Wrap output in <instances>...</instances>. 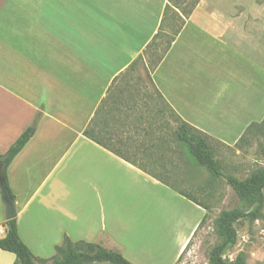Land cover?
Instances as JSON below:
<instances>
[{
  "label": "crops",
  "instance_id": "0c3cea01",
  "mask_svg": "<svg viewBox=\"0 0 264 264\" xmlns=\"http://www.w3.org/2000/svg\"><path fill=\"white\" fill-rule=\"evenodd\" d=\"M168 4L0 0V155L36 124L7 178L19 236L38 259L52 258L67 237L130 260L127 237L143 238L151 225L130 228L126 213L149 209L153 192L176 210L204 213L148 172L166 164L168 132L150 129L166 125V113L227 146L264 120L262 23L232 19L238 4L199 3L148 74L145 52ZM140 59L141 74L130 70ZM188 217H178L176 258L202 221ZM5 223L0 198V239ZM15 262L0 249V264Z\"/></svg>",
  "mask_w": 264,
  "mask_h": 264
},
{
  "label": "rangeland",
  "instance_id": "374dc122",
  "mask_svg": "<svg viewBox=\"0 0 264 264\" xmlns=\"http://www.w3.org/2000/svg\"><path fill=\"white\" fill-rule=\"evenodd\" d=\"M178 1L182 2L181 11H177L178 13H182L180 14L181 17L176 19L172 12L169 13L167 24L164 26L161 43L159 42V44H161V49L167 45V41L174 34V30L181 26L185 17L187 18L183 11H193L199 3H216L222 6L232 7H235V4L240 5L242 8L239 10L237 9L235 14L232 12L231 15L233 16L231 18H238L243 14L246 20L261 22L263 25L264 39V0ZM157 53L159 55L161 51ZM145 57L147 67L151 69L152 65L157 61V55L155 54L154 57H150V54H148ZM143 65L144 63H138L136 66L140 74ZM147 71L148 70H146V72ZM146 79L147 77L145 76L143 82H146ZM151 93H153V90H151ZM166 117L168 119L166 125H163V123H155L156 126L150 125L151 131L161 130V133L162 131L168 132V148L164 149L166 164L164 165L165 167L148 172L163 179L169 185H174L179 192L188 194L201 204L209 207V211H205L202 208L205 213L204 215L201 211L189 210L184 206L182 211L176 210L175 206L177 205L171 203L169 198L153 192V196L151 195V198L147 201V204L150 206L149 209L143 212L136 210L133 215L131 211L126 213L129 221L128 227L131 228L133 223L140 219L144 222L142 224L143 227L144 225L146 226V224L151 225V227L148 229L149 231H147V236L143 238L137 235L127 237L134 238L131 242L128 240V243L124 244L123 247V253L130 260L124 257L128 261H132L133 264H209L210 254L216 244L215 220L217 216L222 210L243 208V206L232 192L231 188L227 185L225 179H214L204 168L199 166L197 162L191 158L185 146L175 141L174 129L177 124H180L176 122L171 112L166 113ZM261 123L256 124L260 125ZM170 141H175L176 143L171 145ZM209 144L214 151L216 160L223 167V172L225 174L244 179L251 173L264 168V123L262 126L255 127L245 139L242 141L239 140L238 143L233 146H227L214 139H210ZM164 194L166 196L168 195L167 193ZM183 215L189 216L188 218L194 223L199 220L201 221L204 216L205 219L203 223L199 225L188 247L185 248V252L176 258L178 217H182ZM236 228L238 231L237 244L232 250L225 254V259L228 264H235L240 257L243 258L245 264H264V210L263 218L255 222L242 220L236 225ZM162 231L164 235H161ZM123 234H121V236H123ZM78 246V244L73 243L70 245V248L75 249ZM107 248L110 249L111 247L108 245ZM55 254L56 251L54 252V255ZM44 261L45 262L39 261L37 264H52L51 258Z\"/></svg>",
  "mask_w": 264,
  "mask_h": 264
},
{
  "label": "trees",
  "instance_id": "16d2710c",
  "mask_svg": "<svg viewBox=\"0 0 264 264\" xmlns=\"http://www.w3.org/2000/svg\"><path fill=\"white\" fill-rule=\"evenodd\" d=\"M168 2L169 4L166 6L164 19L162 21L160 30L152 42L148 45L145 52L146 55L150 54V57H154L155 54L157 55V61L154 63V65H152L151 69L148 68V74L149 71H154L162 62L184 24L183 22L179 28L174 30V34L167 41V45L161 49V44H159V42L163 37L162 34L164 26L167 24L169 13L172 12L174 14V18L176 19H179L181 17L180 14H182L177 12L181 11L182 2L178 0H168ZM183 12L188 18L192 13V10L189 12L184 10ZM158 51H161L159 55L157 53ZM141 61V59L136 61V63L131 66L130 70H133V68H135ZM160 98L162 99L161 96ZM172 114L174 115L176 122L180 124H177L174 131L175 141L185 146L191 158L195 160L199 166L204 168L214 179H225L227 185L231 188L232 192L236 195L237 199L245 209L244 210L241 207L230 210H222L215 220L216 244L210 254L209 264H228L227 260L225 259V254L232 250L238 241V231L236 225L242 220L255 222L256 220L263 218L264 168L251 173L244 179H239L233 175L225 174L223 172V167L216 160L214 151L209 144V140L211 138L183 122L181 118L175 113ZM263 123L264 121L260 125L252 124L240 141L245 139V137L249 135L255 127L262 126ZM35 131L36 124L33 123L26 129V131L6 154L0 155V164L3 166L6 185L13 200H15V197L8 183L7 168L30 141ZM85 134L87 137H89L88 131H86ZM152 176L199 207L203 208L205 211H209V207L201 204L190 195L179 192L176 187H174V185H169L163 179L155 175ZM204 219L205 216L203 217L200 224L203 223ZM5 226L6 235L3 239H0V249L2 251L14 254L16 257L15 264H37L39 261L45 262L44 260L38 259L21 240L18 233L17 219L6 222ZM71 244L73 243L69 238L66 237L63 244L56 248V254L51 258L52 264H131L121 253L107 250L99 244H91L80 241L75 243L79 245L75 249L70 248ZM184 252L185 250L183 253ZM235 264H245V262L243 258L240 257Z\"/></svg>",
  "mask_w": 264,
  "mask_h": 264
},
{
  "label": "water",
  "instance_id": "95a60500",
  "mask_svg": "<svg viewBox=\"0 0 264 264\" xmlns=\"http://www.w3.org/2000/svg\"><path fill=\"white\" fill-rule=\"evenodd\" d=\"M0 198L4 208L5 222H9L16 219L17 217L16 204L9 194L6 181L4 178V170L2 164H0Z\"/></svg>",
  "mask_w": 264,
  "mask_h": 264
},
{
  "label": "built area",
  "instance_id": "2783aa9c",
  "mask_svg": "<svg viewBox=\"0 0 264 264\" xmlns=\"http://www.w3.org/2000/svg\"><path fill=\"white\" fill-rule=\"evenodd\" d=\"M2 233H4V230L1 228V229H0V234H2Z\"/></svg>",
  "mask_w": 264,
  "mask_h": 264
}]
</instances>
